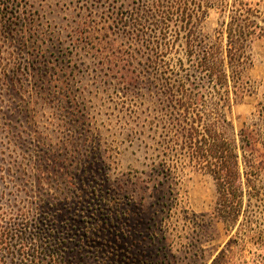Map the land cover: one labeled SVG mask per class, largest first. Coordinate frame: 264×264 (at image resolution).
I'll return each mask as SVG.
<instances>
[{"label": "rangeland", "instance_id": "1", "mask_svg": "<svg viewBox=\"0 0 264 264\" xmlns=\"http://www.w3.org/2000/svg\"><path fill=\"white\" fill-rule=\"evenodd\" d=\"M241 1L259 3L264 10V0ZM23 3L21 16L36 18L35 29L49 46L36 59L30 49L0 36V226L12 225L31 237L42 231L46 239L41 243L49 248L56 245L50 232L64 228L55 233L65 246L64 264L104 263L88 238L99 240L97 226L103 228L106 218L118 233L112 264H156L153 254L159 251V260L168 261L167 249L172 264H244L250 255L242 253V243L230 246L239 224L228 230L216 218L214 179L180 155L167 109V84L160 72L146 66L151 52L143 46L145 36L135 38L116 24L126 9L142 15L143 2ZM227 14L211 10L203 34L214 37ZM87 30L96 31L88 36ZM107 42L133 55L134 82H125L104 64L97 49ZM248 53L252 64L243 86L249 95L227 109L236 131L257 121L258 105L264 103V40H256ZM51 54L72 75L65 87L69 100L52 97L56 84L34 75ZM10 76L19 84L13 86ZM251 210L248 216L264 223V209ZM111 213L119 218L109 217ZM41 250L36 261L27 262L19 246L0 249V264H51Z\"/></svg>", "mask_w": 264, "mask_h": 264}, {"label": "trees", "instance_id": "2", "mask_svg": "<svg viewBox=\"0 0 264 264\" xmlns=\"http://www.w3.org/2000/svg\"><path fill=\"white\" fill-rule=\"evenodd\" d=\"M137 1L143 2L144 13L139 15L133 9H126L119 13L116 24L128 29L135 38L145 36L143 46L151 52L146 66L160 72L167 84V109L180 155L214 179L218 194L216 218L228 230L239 224L230 246L242 243V253L250 255L244 264H264V223L254 220L252 214L248 216L253 207L264 209V103L258 105L257 121L245 124L239 131L227 117V109L249 95L243 86L244 74L252 64L248 49L256 40H264V10L259 3L241 0L232 3L229 0ZM24 6L23 0H0V36L9 38L24 50L30 49L38 59L41 53L46 54L48 39L35 29L37 20L34 16H21ZM214 9L228 14L214 37H210L203 34L202 28ZM93 32L87 30V35L92 36ZM97 51L114 75L128 83L135 81L137 75L130 69L131 53L113 42H107ZM181 53L184 57H180ZM49 59L42 68H33L34 75L56 84L52 97L59 94L71 99L70 90L65 88L72 79L71 73L59 68L52 54ZM9 80L13 86L19 84L15 76H10ZM153 180L157 181L156 178ZM242 215L244 218L240 223ZM111 216L119 218L116 213ZM97 228L99 231L95 235L100 237L99 240L91 236L88 239L94 241L95 251L102 252V259H106L103 264L108 260L112 264L116 262L118 247L115 225L112 228L111 221L106 218L103 228ZM62 230L64 228L54 231ZM41 232L31 237L12 225L0 226V249L19 246L27 262H33L32 258L36 261L39 249H42L40 254L50 257L51 264H64L65 246L61 238L50 232L49 237L56 245L49 248L41 243L46 239ZM122 239L126 241L129 237L123 235ZM122 248L127 257V243L124 242ZM168 251V261L159 260L161 251L153 254L156 264H172L174 259ZM139 252L146 253L144 247L139 248Z\"/></svg>", "mask_w": 264, "mask_h": 264}]
</instances>
